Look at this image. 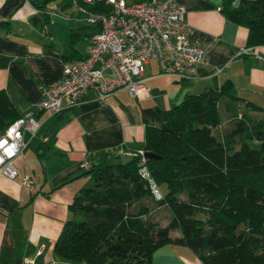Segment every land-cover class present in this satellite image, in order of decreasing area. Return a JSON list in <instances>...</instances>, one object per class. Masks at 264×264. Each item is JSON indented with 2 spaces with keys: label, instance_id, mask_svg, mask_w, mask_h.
Masks as SVG:
<instances>
[{
  "label": "crops",
  "instance_id": "0c3cea01",
  "mask_svg": "<svg viewBox=\"0 0 264 264\" xmlns=\"http://www.w3.org/2000/svg\"><path fill=\"white\" fill-rule=\"evenodd\" d=\"M224 1L176 0L185 9L188 42L207 57L197 79L179 81L161 74L157 63L149 61L142 74L149 92L141 97L119 89L100 100L88 91L62 111L59 122L53 114L37 112L39 127L34 136L24 133L27 146L13 161L17 176L0 174V264L28 259L37 264H82L60 260L53 252L65 222L76 218L69 209L74 195L89 186L81 164L87 162L90 168L116 163L121 154L139 148L146 126H159L164 110L185 95L219 90L231 81V93L264 108V45H246L247 28L225 15ZM73 6L71 0H0V22L7 23L0 26V90L20 113L39 104L41 86L61 79L62 56L78 59L88 51L97 28L76 6L72 11ZM241 110L254 118L263 116ZM29 174L39 178L35 189L21 184V177ZM152 264L201 262L189 248L168 244L155 251Z\"/></svg>",
  "mask_w": 264,
  "mask_h": 264
},
{
  "label": "trees",
  "instance_id": "16d2710c",
  "mask_svg": "<svg viewBox=\"0 0 264 264\" xmlns=\"http://www.w3.org/2000/svg\"><path fill=\"white\" fill-rule=\"evenodd\" d=\"M223 6L228 18L247 28V46L264 45V0L237 5L225 0ZM87 7L110 9L103 0ZM232 90V82L225 81L219 90L187 94L164 110L159 126H146L140 147L156 156L147 165L159 188L166 186L162 199H153L136 158L88 168L85 174L93 183L74 195L69 209L76 218L65 222L55 256L82 264H152L157 249L177 244L201 264H264V108L233 96ZM223 99L235 127L218 138L213 130L222 122ZM242 107L263 116L254 118ZM62 111L53 114L58 122ZM20 116L0 90V133ZM148 198L169 210L167 224L152 221L147 205L131 211ZM174 230L178 235L171 234Z\"/></svg>",
  "mask_w": 264,
  "mask_h": 264
},
{
  "label": "built area",
  "instance_id": "2783aa9c",
  "mask_svg": "<svg viewBox=\"0 0 264 264\" xmlns=\"http://www.w3.org/2000/svg\"><path fill=\"white\" fill-rule=\"evenodd\" d=\"M71 1L88 24L97 26V31L85 56L64 61L61 79L40 87L39 104L21 113L0 133V174L9 178L18 174L13 161L27 146L24 133L34 136L39 127L37 112L55 114L70 108L88 91L100 100L119 89H125L133 98L141 97L149 92L142 82L144 65L149 61L157 63L161 74L179 81L197 79L199 66L207 63L205 51L186 38L185 9L176 0H103L110 7L108 12L89 9L87 6L94 0H81V4ZM145 153L139 147L126 154L136 158L140 177L146 181L153 199L160 200L163 194L151 176ZM81 167L88 169L89 164L83 162ZM38 183L36 175L21 177L27 190L37 188ZM23 264L37 263L28 259Z\"/></svg>",
  "mask_w": 264,
  "mask_h": 264
},
{
  "label": "rangeland",
  "instance_id": "374dc122",
  "mask_svg": "<svg viewBox=\"0 0 264 264\" xmlns=\"http://www.w3.org/2000/svg\"><path fill=\"white\" fill-rule=\"evenodd\" d=\"M75 10H76V7L73 6L72 11H75ZM232 94L234 96H236L235 92H233ZM225 100L226 99H223L219 103V111H220V115L222 117V122L219 126L214 128V130H213V134L216 135L218 138H221L224 133L232 131L235 127V122L230 119L229 115L223 109V102ZM235 138H236V143L234 145V148H237L239 146V140L237 139V137H235ZM109 163H111V162H107L103 165H106ZM87 178L89 180V183L87 185H92L93 181H92L91 177L88 175ZM160 189L162 192H165L166 186L160 185ZM179 197L183 198L182 195H180ZM154 200L152 198H148V199L141 201V203L140 202L135 203L131 206V211H135L138 208V206L141 204L147 205L151 209L150 215H149L151 220L154 222H157L159 225L163 226V225L168 223V221L171 218V214H170L169 210L166 208V206H159L155 203ZM176 231L177 230L171 231V234H174V232H176Z\"/></svg>",
  "mask_w": 264,
  "mask_h": 264
},
{
  "label": "water",
  "instance_id": "95a60500",
  "mask_svg": "<svg viewBox=\"0 0 264 264\" xmlns=\"http://www.w3.org/2000/svg\"><path fill=\"white\" fill-rule=\"evenodd\" d=\"M239 1H240V0H236V3H239ZM145 154H146V157H147L148 159H152V158H155V157H156V156H155L153 153H151V152H146ZM132 159H133L132 156H130V155L126 154V153L121 154V155L119 156V160H120L121 163H128V162H130Z\"/></svg>",
  "mask_w": 264,
  "mask_h": 264
}]
</instances>
